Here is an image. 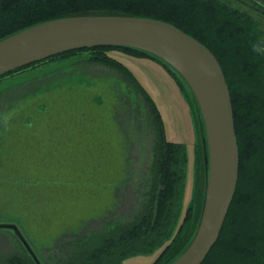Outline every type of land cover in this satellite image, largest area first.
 Masks as SVG:
<instances>
[{"label":"trees","instance_id":"16d2710c","mask_svg":"<svg viewBox=\"0 0 264 264\" xmlns=\"http://www.w3.org/2000/svg\"><path fill=\"white\" fill-rule=\"evenodd\" d=\"M113 15L170 23L203 43L217 57L233 102L240 176L220 239L204 264H264V0H0V42L53 20ZM111 52L152 59L167 67L179 80L194 115L198 113L203 121L187 83L169 65L132 48L70 51L0 77V81L15 78L41 64L88 55L86 61L90 64L104 66L120 76L123 88L120 86L119 97L124 108L132 110L129 120H141L150 142L145 166L137 172L139 175L135 174L136 202L127 210L117 204L99 220L63 234L53 247L44 249L45 264H124L128 258L155 250H160V254L153 264H172L190 245L198 229L208 179L204 143L199 142L198 135L197 178L185 209L187 147L167 139L165 121L155 100ZM116 118L127 139L133 141L120 116ZM201 132L198 128V134ZM133 172L128 174L127 187L132 185ZM1 235L0 264H37L17 235L16 244L12 245L5 244Z\"/></svg>","mask_w":264,"mask_h":264},{"label":"rangeland","instance_id":"374dc122","mask_svg":"<svg viewBox=\"0 0 264 264\" xmlns=\"http://www.w3.org/2000/svg\"><path fill=\"white\" fill-rule=\"evenodd\" d=\"M111 55L155 100L167 139L187 147V209L197 178L198 135L206 149L204 122L184 92L175 95L167 67L148 58ZM87 58L59 59L0 81V223L17 225L42 264L44 249L63 234L99 220L117 204L127 210L136 202V175L148 157L147 131L141 120H129L132 110L120 100V76ZM130 171L133 182L127 187ZM0 233L5 244H16L14 231ZM159 254L155 250L124 264H153Z\"/></svg>","mask_w":264,"mask_h":264},{"label":"water","instance_id":"95a60500","mask_svg":"<svg viewBox=\"0 0 264 264\" xmlns=\"http://www.w3.org/2000/svg\"><path fill=\"white\" fill-rule=\"evenodd\" d=\"M124 47L148 53L169 65L198 103L207 138V190L197 232L172 264H204L218 243L240 176V149L234 108L223 68L213 52L180 28L132 16H75L49 21L0 42V77L70 51ZM42 264L19 227L0 223Z\"/></svg>","mask_w":264,"mask_h":264},{"label":"crops","instance_id":"0c3cea01","mask_svg":"<svg viewBox=\"0 0 264 264\" xmlns=\"http://www.w3.org/2000/svg\"><path fill=\"white\" fill-rule=\"evenodd\" d=\"M137 58H135L134 60H136ZM144 60V59H143ZM146 60V59H145ZM128 61H131L130 59H128ZM142 61V60H141ZM135 62V61H134ZM136 63V62H135ZM167 74H168V77H167V79H169V81H172V88L176 91L177 90V92L175 93V95H178V94H181V92H184L183 91V89H182V87L180 86V84H175V79L174 78H172L171 77V75H170V73L169 72H167ZM164 80V79H163ZM165 81V80H164ZM173 81H175V82H173ZM175 84V85H174ZM157 104V103H156ZM158 106V105H157ZM161 111V110H160ZM162 113V112H161ZM162 116H163V114H162Z\"/></svg>","mask_w":264,"mask_h":264},{"label":"bare ground","instance_id":"6f19581e","mask_svg":"<svg viewBox=\"0 0 264 264\" xmlns=\"http://www.w3.org/2000/svg\"><path fill=\"white\" fill-rule=\"evenodd\" d=\"M118 62V61H117ZM105 71V70H104ZM6 82V81H5ZM4 83V82H3ZM1 85V84H0Z\"/></svg>","mask_w":264,"mask_h":264}]
</instances>
